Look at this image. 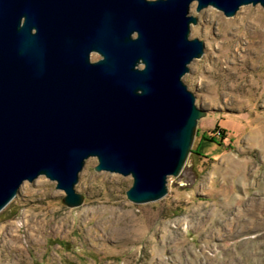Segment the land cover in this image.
I'll list each match as a JSON object with an SVG mask.
<instances>
[{"label": "water", "instance_id": "water-1", "mask_svg": "<svg viewBox=\"0 0 264 264\" xmlns=\"http://www.w3.org/2000/svg\"><path fill=\"white\" fill-rule=\"evenodd\" d=\"M194 2L226 16L264 9V0H0V212L40 175L80 206L90 157L97 171L132 177L134 203L168 193L208 114L183 80L205 52L191 37Z\"/></svg>", "mask_w": 264, "mask_h": 264}, {"label": "rangeland", "instance_id": "rangeland-1", "mask_svg": "<svg viewBox=\"0 0 264 264\" xmlns=\"http://www.w3.org/2000/svg\"><path fill=\"white\" fill-rule=\"evenodd\" d=\"M196 5L191 37L205 52L183 80L208 114L168 193L134 203L132 177L97 171L96 157L80 206L45 175L25 181L0 212V264H264V9Z\"/></svg>", "mask_w": 264, "mask_h": 264}, {"label": "bare ground", "instance_id": "bare-ground-1", "mask_svg": "<svg viewBox=\"0 0 264 264\" xmlns=\"http://www.w3.org/2000/svg\"><path fill=\"white\" fill-rule=\"evenodd\" d=\"M250 10H246V12H249ZM258 16H259V14H258ZM258 16H255L253 19H255V20H258L257 18H258ZM254 20V21H255ZM259 21V20H258Z\"/></svg>", "mask_w": 264, "mask_h": 264}]
</instances>
